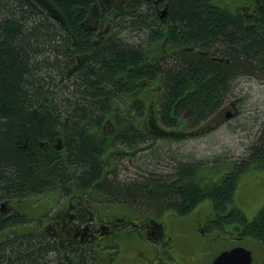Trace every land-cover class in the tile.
I'll use <instances>...</instances> for the list:
<instances>
[{
	"label": "trees",
	"instance_id": "16d2710c",
	"mask_svg": "<svg viewBox=\"0 0 264 264\" xmlns=\"http://www.w3.org/2000/svg\"><path fill=\"white\" fill-rule=\"evenodd\" d=\"M96 1L0 0V204L19 208L18 218L0 211V264H95L99 245L77 238L66 219L72 206L55 208L69 194H94L106 201L107 213L127 219L144 215L131 206L150 210L178 232L184 247L178 257L199 254L190 248L193 234L185 238L184 231L204 218L212 219L214 238L224 239L222 228L233 239L264 245V205L249 220L235 204L240 178H251L253 170L264 175V120L240 158L221 159L217 177L176 152L168 169L149 166L140 179L119 180L118 162L109 161L114 155L167 158L172 152L163 157L153 149L157 141L192 137L235 97L241 77L264 80V7L247 21L236 13L244 0H168L162 20L141 1L123 4L117 33H129L133 42L111 34L93 49L80 23ZM83 48L91 57L70 77L69 54ZM157 76L161 91L147 100L171 134L145 136L130 125L139 124L145 107L136 81ZM208 203L209 210H199ZM115 229L110 238L117 242L137 231L130 224Z\"/></svg>",
	"mask_w": 264,
	"mask_h": 264
},
{
	"label": "flooded vegetation",
	"instance_id": "af4514ba",
	"mask_svg": "<svg viewBox=\"0 0 264 264\" xmlns=\"http://www.w3.org/2000/svg\"><path fill=\"white\" fill-rule=\"evenodd\" d=\"M138 1L143 3L146 10H150L151 15L158 16L162 20L166 19L168 0H97L89 6L86 15L83 16L80 23V28L84 34L88 36L87 41L93 44V49L102 47L104 44L101 46V42L111 34H115L117 38H122L127 42H129L128 40L132 41L134 39V37L131 39L128 38L129 33H122L124 36H120V28L122 26H117L115 24L119 19L120 21L118 24L123 20L120 16V6L123 7L124 4V7H126ZM244 3L247 4H245V6L241 5V10H236V13L241 17L243 16V18L245 17L247 21L256 14L253 9L255 10L256 7H259L261 10L264 7V0H244ZM144 15H147V12H144ZM117 31L120 33H117ZM115 36H110V38H116ZM83 49L84 50H76L69 54L66 65L68 76L72 77L76 75L89 61L91 51L86 48ZM136 83L138 92L142 94L140 98L145 102V107L142 109V111L144 110L142 113L143 115L138 118L139 124L132 123L130 124L131 127L139 132L142 130L145 136H148V132H155L157 134L164 133L166 129L154 118L156 116L153 115L157 110L156 104L147 100L148 98L152 100L156 97V94L161 91L163 85L161 77L157 76L156 80L139 78ZM129 98H131L130 95ZM140 98L138 99L140 100ZM131 102H133V100ZM133 113L135 114L134 111ZM114 128L115 127H111L113 131H115ZM167 132H169L168 129ZM139 143H141L140 140L138 141V144ZM145 143L146 142L141 144ZM55 145L59 148L62 147L60 138H58V142ZM142 159L143 158L139 155H114L109 161L118 162V179L124 180L125 178L140 179L142 175L145 174V170L148 169L147 166L153 167L151 166L150 160L146 161L144 164ZM165 159L167 163L168 160L167 158ZM172 163L173 162H171L169 166ZM169 166L166 167L169 168ZM71 190L72 189H70L69 192H71ZM70 195L71 194L61 198L55 208H58L64 202H67L66 205L72 206L66 219L69 221V225L74 230L77 238H79L82 243L91 242L99 245L98 248L100 251L96 253L97 260L95 264H159L163 260L159 248H161L166 255L175 259L178 258L179 251L184 248L183 243H180L178 239L179 235L174 226L169 221H159L156 215L148 213L150 210L137 209L131 206V209L137 212L139 211L138 213L141 215L142 213L140 210L143 211L144 215L139 216L138 219H127L126 215L117 216L114 214L115 212L107 213L104 203L106 201L96 197L94 194H92L93 196L85 194L84 197H78V199H75V197H71V199L68 198ZM79 199L80 201H78ZM0 205V211L5 215L7 213L6 218L16 217L19 213L17 203L11 205L10 202L4 201ZM122 206V204L119 205V207ZM111 207L112 206L109 205L107 210H110ZM211 220L206 218L202 221L192 220L189 228L184 231L185 238L188 237L189 234H193L192 232L197 231L198 233L194 234L196 237L197 235H204L209 238V241L213 240L214 236L212 233L214 223L211 222ZM180 222L182 223L183 221ZM125 224L136 226L137 231L131 233L129 236H120V241L118 242L112 240L110 237L116 233L115 227ZM93 236L97 237L99 241L91 239ZM193 245L196 247L192 239L190 248H192ZM131 249H133V253L130 252ZM192 250L195 251L194 249ZM186 256L193 257L194 255L187 254Z\"/></svg>",
	"mask_w": 264,
	"mask_h": 264
},
{
	"label": "rangeland",
	"instance_id": "374dc122",
	"mask_svg": "<svg viewBox=\"0 0 264 264\" xmlns=\"http://www.w3.org/2000/svg\"><path fill=\"white\" fill-rule=\"evenodd\" d=\"M233 101H235V104L232 103ZM227 113H231L228 118H226ZM263 120L264 80L256 77H241L237 81L235 97L231 98L222 111L208 123L214 125V128L220 122H223L222 125L218 124V128H213L212 131L210 130L206 134H194L182 142L157 141L159 144L153 148L156 153L162 152L163 157H166L165 155L169 151L172 153L167 156V163L164 158H153L151 166L162 169L168 168L166 166H169V161L172 156H175L176 152L181 161H196L199 165L209 167L217 177L222 171L221 159L224 158L225 163H227L240 158L246 152L248 146L255 141L258 123ZM142 160L145 164V160ZM214 173H212V177ZM251 173L253 174L251 178L241 177L243 180L240 178L235 194V204L245 212L249 220L253 219L264 205L263 172L262 170H253ZM210 208L211 204L208 203L202 205L199 210H209ZM219 234L224 239L214 238L209 241V238L204 235H197L196 237L193 233V240L196 244L197 253H199L193 257L185 256L175 259L169 257L160 249L163 260L159 264H211L221 251L231 248L237 243L251 249L254 264H264L263 244L250 237L234 240L230 232L222 228H219Z\"/></svg>",
	"mask_w": 264,
	"mask_h": 264
},
{
	"label": "water",
	"instance_id": "95a60500",
	"mask_svg": "<svg viewBox=\"0 0 264 264\" xmlns=\"http://www.w3.org/2000/svg\"><path fill=\"white\" fill-rule=\"evenodd\" d=\"M230 115L231 113H228V116ZM200 131H205V128L202 127L198 129L196 133ZM212 264H254V257L251 249L243 245H236L220 252L215 257Z\"/></svg>",
	"mask_w": 264,
	"mask_h": 264
}]
</instances>
